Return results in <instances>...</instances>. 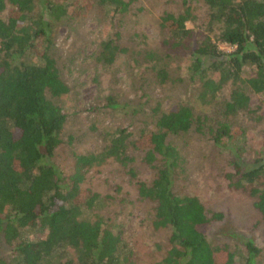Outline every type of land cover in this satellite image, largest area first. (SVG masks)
Here are the masks:
<instances>
[{"label": "trees", "instance_id": "trees-1", "mask_svg": "<svg viewBox=\"0 0 264 264\" xmlns=\"http://www.w3.org/2000/svg\"><path fill=\"white\" fill-rule=\"evenodd\" d=\"M201 1L200 22L188 0H181L180 11L163 13L159 27L165 33L164 52L187 55L186 81L195 86L192 96L198 105L210 110L228 87L215 116L198 113L187 102L156 108L154 131L135 137L117 128L99 154L74 155L70 170L63 173L52 159L62 142L65 117L48 96L59 97L68 89L49 56L50 25L93 8L108 7L113 16H121L129 3L41 0L36 14L33 0H0V237L12 248L9 261L0 264H44L64 248L74 257L55 264H131L117 235L98 217H83L98 199L84 187L86 176L106 162L115 163L133 182L138 201L149 206L152 229L169 231L165 254L155 264H240L230 252L206 240L208 225L221 215L209 214L197 197L175 190L180 155L170 137L190 131L208 137L214 146H221L223 138L232 141L223 186L252 199L264 237V136L253 150L249 145L236 147L230 130V118L240 112L257 111L264 117V0ZM187 22L194 27L188 28ZM121 41L120 32L103 41L97 61L109 65L125 53ZM219 44L232 51L223 52ZM146 58L155 60L152 54ZM244 68L251 69L245 79ZM154 79L158 84L169 81L165 68L157 67ZM251 95L261 96L253 109ZM107 105L118 108L112 101ZM145 172L148 179L138 180ZM33 227L43 230L44 236L15 242L21 229ZM244 247L241 264H254L258 249L251 240Z\"/></svg>", "mask_w": 264, "mask_h": 264}, {"label": "rangeland", "instance_id": "rangeland-1", "mask_svg": "<svg viewBox=\"0 0 264 264\" xmlns=\"http://www.w3.org/2000/svg\"><path fill=\"white\" fill-rule=\"evenodd\" d=\"M40 1L33 0L36 14ZM126 1L128 12L121 16H113L108 7L93 8L50 25L49 56L68 89L59 97L48 96L65 117L62 142L52 159L63 173L70 170L74 155L99 154L117 128L126 129L135 137L141 132L154 131L156 108L164 110L187 102L198 113L212 118L214 109L227 96L226 86L210 110L198 105L192 96L195 86L186 81L187 55L164 52L165 33L159 27L160 17L165 12H179L181 0ZM188 5L195 21L200 22L204 12L202 1L188 0ZM185 25L192 29L195 24L187 22ZM116 32L121 33V45L126 47V52L116 55L109 65L98 62L100 44ZM218 48L226 53L232 51L224 44H219ZM147 54H152L155 60H148ZM157 67L165 68L169 81L163 84L155 81ZM250 74L251 69L244 68L241 78ZM260 99V95H251L250 108L253 109ZM109 101L118 108L108 107ZM230 130L236 147L249 145L257 150L264 136V117L257 111L240 112L230 118ZM170 140L180 155L174 180L176 192L197 197L209 214L221 215L220 220L211 221L207 227L209 244L227 250L241 264L246 255L244 243L251 240L258 249L254 264H264L263 224L252 206V199L223 186L222 175L229 168L228 150L233 147L232 141L223 138L221 146H214L208 137L193 131L170 137ZM137 179L147 180L148 172L138 175ZM84 187L98 195V199L83 217L89 220L98 217L104 228L117 235L125 255H129V263L155 264L163 258L169 231L152 229L149 206L138 201L133 182L115 163L93 167ZM44 234L38 227L21 229L15 242H34ZM11 252L12 248L0 237V260L9 261ZM55 255L44 264L71 259L74 252L64 248Z\"/></svg>", "mask_w": 264, "mask_h": 264}]
</instances>
